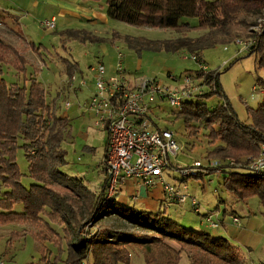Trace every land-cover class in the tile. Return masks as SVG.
Segmentation results:
<instances>
[{
  "label": "trees",
  "instance_id": "16d2710c",
  "mask_svg": "<svg viewBox=\"0 0 264 264\" xmlns=\"http://www.w3.org/2000/svg\"><path fill=\"white\" fill-rule=\"evenodd\" d=\"M106 5L107 16L112 20L138 27L172 29L183 34L175 39L150 40L113 33V38L120 37L138 55L143 51L186 52L197 56L198 65H204V50L221 42H230L240 33L236 30L238 26L250 24L244 15H259L264 11V0H107ZM2 17L0 14V22ZM189 18L197 22L193 24L185 20ZM191 31L204 33L194 38L185 36ZM58 36L63 48L72 41H105L81 29H66ZM249 36L253 44L248 48V55H258L259 67L264 68V25L258 34ZM27 46L42 64L47 63V49L43 44L30 41ZM9 56L14 58L12 65L16 71L23 75L22 85H9L2 77V66L9 64ZM62 61L69 77L80 70L78 63H71L63 57ZM27 65L29 61L23 52L0 37V225L26 224L38 228L32 233L34 239L40 244L48 241L59 246V251L66 253L65 264H129L131 253L128 247L132 245L147 246L148 250L151 247L159 249L165 257L163 264H179L185 250L190 252L189 264H246L238 248L224 237L186 227L167 216L164 209H137L116 198H107L106 177L96 193L80 177L62 171L67 164L63 143L70 134V119L57 114L35 77L25 76ZM184 73L199 77L201 70ZM204 76L200 84L205 86L204 91L185 100L180 109L171 112L183 119L190 132L199 129L192 125L197 122L208 128L211 143L221 142L210 154L236 160L234 169L227 171L224 169L226 164L221 166L224 188L240 201L257 197L264 219V171L253 173L249 169L263 151L264 97L256 109L248 110L252 121L245 124L233 112L223 93L220 72L209 71ZM215 95L221 101L212 109L200 102ZM18 140H21L28 161L29 177L34 181L29 187L23 185V174L16 161L20 147ZM103 166L106 169L104 162ZM18 204L22 205L21 211L16 210ZM108 215L127 220L150 234L111 229L89 233V237L81 234L86 226ZM53 225H59L61 231ZM144 259L145 264L152 261L149 257ZM59 261L55 257L49 264Z\"/></svg>",
  "mask_w": 264,
  "mask_h": 264
},
{
  "label": "rangeland",
  "instance_id": "374dc122",
  "mask_svg": "<svg viewBox=\"0 0 264 264\" xmlns=\"http://www.w3.org/2000/svg\"><path fill=\"white\" fill-rule=\"evenodd\" d=\"M243 18L250 23L247 27L246 25L238 26L236 30L240 33H237L234 39L230 42H221L214 47L204 50L202 58L207 72H220L221 88L238 119L245 124H250L252 120L248 110L250 108L256 109L264 97V68L259 67L258 62L260 57L255 53L248 55L247 46L243 48L242 45L237 44V41L250 42L252 38H250L249 35L252 33L258 34L260 32L261 27L264 25V11L259 15H244ZM4 20L7 21L5 24L0 22V37L13 45L18 43L16 46L23 50L30 59L31 64L29 62V65H27L28 73H26L25 76L27 78L33 76L44 85L47 102L57 109V113L63 114L67 112L71 124L73 125H70V134L63 143V148L66 151L67 164L61 168L62 171L70 176L76 178L80 177L90 190L97 193L107 174V170L104 169L103 166V157L105 158L104 154L108 135L104 130L95 128L90 114L80 107L81 103L90 95L89 89H86L83 93H77V95L69 91V87L72 86L68 82L69 76L66 79L63 75L66 71L61 58L63 55L66 58L75 60L85 69L88 64H96L101 61L98 55H96L98 52L97 44L86 43L85 45L78 41H72L71 44L67 45L68 48H63L53 39L56 37V34L49 32L47 34V41L45 40L43 42L48 48L45 55L47 63L45 67H43L44 64L42 65L41 62L37 65L35 64L34 61H36V59L34 57L37 58V56L33 52H29L31 49H29L27 43L19 42L21 39H18V37L13 34L14 31L7 32L10 31L8 30V25L13 27L14 20L12 17L3 16L2 21ZM185 20L192 23L197 22L196 19L192 18ZM111 24L116 30H126L130 33L143 34V36L147 38L175 39V37L183 35L172 29L138 27L120 21H111ZM33 39L34 41L36 40L35 37ZM126 47H123V53L130 56L134 55V63L140 60L143 64L141 71H137L140 72L138 73L139 75L146 78H157L167 85H174L168 78L169 73L178 77L184 74L185 71H196L199 68L198 63L191 59V54L186 52L169 53L166 51H143L140 56L137 53L136 55L133 54L130 48ZM239 49H241V51H239ZM157 56L164 60L161 66L155 64V57ZM13 59L12 56H9V64L2 66V77L9 85H22L24 82L23 75L17 72L14 65H12L14 64ZM36 66L41 67V70H37ZM62 67L63 70L60 72ZM220 101L221 98L215 95L208 101L200 102L206 103L208 108L212 109ZM66 102H70L72 107L66 109ZM161 107L162 109L157 110V108H155L152 110V118L157 127L168 128L175 134L174 138L180 147V151L173 161L174 165L186 167L193 165L195 161H199L203 165H208L210 161H218L221 162L222 165L226 164L227 167L224 168L225 170L234 169L233 167L236 166L235 159H223L222 156H212L210 154V151L218 144H221V142H210L208 138V128L200 123L192 122V125L199 128L195 133H192L189 129H186L183 119L178 117L175 112H171L172 109L167 103L162 104ZM18 144L20 147L17 149L16 161L23 174L22 183L29 187L34 181L28 174V161L25 157L24 149L21 147V140H18ZM262 149L264 151V146H262ZM259 157L254 160L259 159ZM230 161H232L231 164ZM173 173L176 172H172V174ZM223 174V168H219L218 170L214 169V171L213 169H208L197 178L191 177L186 179L187 181H185V183H187L189 189L195 193L197 201L201 202L202 207L200 206V214H203V205L207 208V205L212 203V206L217 204L221 211L225 210L227 207L229 214H232L231 210L234 209L237 210L239 214L252 213V215L256 214L257 216H261L262 207L259 204L258 198L254 197L246 201L237 200L224 188L222 184ZM176 175L179 176V179L183 178L178 172ZM141 207V205L135 204V208L142 209ZM176 209L195 222L199 221V218L202 219L191 206L182 210L171 207L167 210L166 215L175 219ZM16 210L21 211L22 205H16ZM215 210L217 209L215 208ZM207 214H213L214 221L218 222L220 225V221L215 213ZM203 220L206 222L204 217ZM53 226L58 231H61L59 225ZM104 229L120 230L127 233L150 234L149 231L138 228L127 220L121 219L115 215H108L93 224H89V226H86L82 230L81 234L85 237H89V233H100ZM37 231L38 228H33L26 224L0 225V264H49L52 263L55 257L60 259L57 264H65L66 253L64 251H59V246H55L51 242L46 241L42 244L38 243L32 235V233ZM168 243L179 248V246L174 243ZM62 248L64 250L65 245H63ZM128 249L131 253L129 264H145V257L151 258L152 261L150 264L164 263L165 257L159 249L151 247L148 250L147 246L138 245L129 246ZM243 252L246 255V264H264L263 256H251L247 250H243ZM181 255L182 258L179 264H189L191 261L190 252L185 250ZM252 258H254L253 261H249V259Z\"/></svg>",
  "mask_w": 264,
  "mask_h": 264
},
{
  "label": "built area",
  "instance_id": "2783aa9c",
  "mask_svg": "<svg viewBox=\"0 0 264 264\" xmlns=\"http://www.w3.org/2000/svg\"><path fill=\"white\" fill-rule=\"evenodd\" d=\"M41 26L53 29L55 20H44ZM237 42L243 48H249L253 44L252 40ZM117 50L118 61L112 73H108L104 63L97 62L90 65L85 74L73 73L68 80L75 88L83 89L90 83L92 85L90 95L80 107L90 114L95 128L104 130L108 135L104 158L107 169V198H116L120 185L127 180L137 181L147 187L161 184L166 191V200L177 204L189 202L192 209L199 214L200 204L188 192L185 185L187 183L182 181V187L168 183L165 172H178L185 179L195 178L208 169L214 171L222 168V163L210 161L208 165H203L195 161L193 165L186 167L174 165L173 161L180 151L175 134L168 128L156 126L152 110L162 109L164 103L171 109H180L185 100L200 95L205 89L200 84L207 68L205 65L198 66L201 70L199 77L190 73L178 77L168 74L174 85H167L157 78L142 77L136 81L125 70L124 55L120 49ZM191 59L198 63L196 55H191ZM65 106L69 109L72 104L66 102ZM249 169L253 173L264 171V151L259 159L252 161ZM231 218L235 223L241 220L234 215ZM205 219L213 228L220 226L214 221L213 214H207Z\"/></svg>",
  "mask_w": 264,
  "mask_h": 264
},
{
  "label": "crops",
  "instance_id": "0c3cea01",
  "mask_svg": "<svg viewBox=\"0 0 264 264\" xmlns=\"http://www.w3.org/2000/svg\"><path fill=\"white\" fill-rule=\"evenodd\" d=\"M106 1L107 0H0V14L5 17H12V19L14 20V24L13 27L8 25V30L10 31L7 32L14 31L13 34H15L18 39H21V41L19 42L22 43H28L30 41H36L37 43L38 41V43H41L44 45V47H46L45 43L43 42L45 40L47 41V34L49 32H53L56 34V37H54L53 39L56 40L58 44H60L58 33L66 29L87 30L91 34L105 39V41L101 43H86L94 45L97 44L98 52L96 53V55H98V58L101 59L100 62L105 64L108 73H112L115 70V66L118 61L117 49H120V51L123 53V47H126V45L122 42L121 38H113V33L117 32L121 36L130 35L133 37H147L143 36V34L130 33L126 30L122 31L113 28L111 21L116 20H112L107 16ZM51 19L55 20V27L53 29H45L44 27H41L42 21ZM5 22L7 21H2V24H5ZM203 33L204 32L202 31H191L185 33V36L194 38ZM181 36L183 35H179L175 38ZM34 37L36 39L35 41L33 39ZM147 39L163 40L156 39L155 37H148ZM86 43L82 44L86 45ZM17 44L18 43H16V45ZM69 44H71V42L68 43V45ZM46 49L48 50L47 47ZM130 50L133 52V54L136 55V52L134 50ZM21 51L23 52V50ZM23 54L30 62V59L28 58V56H26V53L23 52ZM123 55V64L125 70L129 74V76H131V78H134L136 81H139L142 76L139 75L138 73L140 72L137 71H141V68L143 67L142 62L139 60L137 63H134V55L130 56L126 55V53H123ZM62 57L66 58L63 55ZM34 58L36 59V61H34L36 65L41 62L38 56L37 58ZM66 59H68L71 63H78L80 70L74 73H77L79 75L85 74L87 68L92 65L88 64L84 69V67L80 66L79 62L69 58ZM163 62L164 60L160 57H155V64L161 66ZM43 67H45V65H43ZM38 69L41 70V67H37V70ZM60 70V72H62L63 67ZM63 75L66 79L68 78L67 73H64ZM38 82L45 89L44 85L40 81ZM86 89H89V92L92 91L91 83L83 89L69 87V91H71L75 95H77V93H83ZM57 114L61 117L69 118L67 112L63 114ZM172 172L174 171L165 172V180L168 183L176 184V186L182 187L181 179H179V176L176 175L177 173L172 174ZM185 185L187 186L190 195L196 198L195 193H193V191L189 189V186L187 184ZM165 196L166 191L163 185L161 184H157L154 187H147L137 181L127 180L124 184L120 185L116 199L123 204H127L134 207L135 204H139L142 206L141 208L143 210L148 211H157L164 209L165 212H167V210L171 207L182 210L186 207L189 208L191 206L189 202H186L184 204L170 203L168 200H166ZM199 204L201 206V202H199ZM203 208V214H197L202 219L199 218V221L197 222H195L190 217L184 216V214L181 211L178 212L177 209L175 212V220L183 225L185 224L184 226L189 225L186 227L205 231L214 237H224L228 239L232 245L238 248L240 254L244 258L246 257V255L244 254L243 250H247L251 254V256L261 255L264 258V219L262 216H257L256 214L252 215V213L239 214V212L234 209L231 210L232 214H229V210L227 207L225 210L221 211L220 207H217V204L212 206V203L208 204L207 208L203 205ZM215 208L217 210H215ZM205 212L215 213L216 217L220 221V226L218 228L211 227L207 222L203 220V217L205 218V216L207 215V213ZM232 215L239 217L241 219V222L235 223L231 218ZM253 259L254 258L249 259V261H253Z\"/></svg>",
  "mask_w": 264,
  "mask_h": 264
}]
</instances>
